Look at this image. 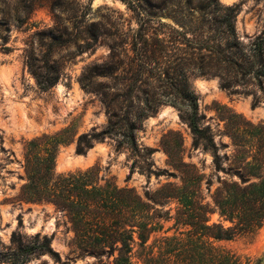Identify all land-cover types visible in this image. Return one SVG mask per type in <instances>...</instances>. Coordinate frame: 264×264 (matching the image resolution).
<instances>
[{
    "label": "rangeland",
    "instance_id": "rangeland-1",
    "mask_svg": "<svg viewBox=\"0 0 264 264\" xmlns=\"http://www.w3.org/2000/svg\"><path fill=\"white\" fill-rule=\"evenodd\" d=\"M190 1L0 0V243L9 245L12 233L30 237L39 232L52 237L51 246L59 256L55 261L40 255L27 264H113L116 252L108 259L105 254H81L80 239L67 213L43 199L52 193L68 202L64 188L70 174L89 171L88 179L95 186L130 187L149 204L147 215L158 229L143 248L133 245L132 264L143 263L147 246L155 240L178 235L183 229L172 227L170 216L178 204L166 197L171 185L194 175L191 182L198 184L203 202H211L209 194L226 175L214 172L209 151L192 144L182 107L161 103L137 123V145L152 149L144 161L138 162L124 147L116 149L118 136L92 139L84 153L75 151L80 134L97 133L107 123L106 109L95 89L103 85L114 93L119 87L115 75L129 66L146 72L143 60L148 57L140 60L138 46H145V56H149L155 36L164 44L179 38L173 28L190 27L197 16V2ZM219 1L238 4L234 26L241 42L264 36V0ZM136 40L139 44L133 48ZM44 57L61 66V75L51 88L40 90L26 60L41 64ZM104 63L116 66L111 69L112 78H89L90 69L97 66V73ZM149 76L146 72V87L152 92L158 94L167 86ZM188 79L197 94L200 125L209 127L219 156L227 158L222 165L227 167L232 159H250L249 154L264 139L263 103L252 106L250 94H229L215 75L189 73ZM75 94L66 106V97ZM133 161L137 163L130 172ZM143 162H150L152 172L139 170ZM211 221L229 225L216 212L210 215ZM134 238L138 241L135 234ZM210 240L243 263L264 264V224L231 239ZM155 244L154 251L162 242Z\"/></svg>",
    "mask_w": 264,
    "mask_h": 264
},
{
    "label": "trees",
    "instance_id": "trees-1",
    "mask_svg": "<svg viewBox=\"0 0 264 264\" xmlns=\"http://www.w3.org/2000/svg\"><path fill=\"white\" fill-rule=\"evenodd\" d=\"M196 2L194 23L190 27L179 24L180 30L173 28L179 38L164 44L158 43L155 36L157 43L149 49V56H145V46H138L140 60L148 57L143 60L148 76L167 86L158 94L154 93L146 87L149 81L145 71L130 66L121 70L122 73L114 77L119 86L114 93L110 94L103 85L95 89L106 109V125L97 133H82L76 140L75 151L82 154L91 146L92 139L101 141L104 137L118 136L116 149L124 147L138 162L144 161L152 149L145 150L137 145L136 125L155 112L158 105L168 103L184 109L183 118L191 133L192 144L209 151L214 172L222 171L226 175L209 194L211 202H203L198 184L191 182L194 175L185 176L180 185L170 186L166 197L175 199L178 204L174 215L170 216L172 227L183 229L178 235L163 236L148 245L142 264H249L214 247L210 239H231L264 224V139L258 142L257 150L249 154L250 159H232L224 167L221 161L227 158L219 156L209 127L200 125L197 94L188 79L189 73L218 76L220 87L229 94H250L252 106L260 102L264 105V36L256 35L247 43L239 40L234 26L238 4L223 5L219 0ZM141 31L142 27L139 34ZM138 44L137 40L133 41V48ZM26 66L40 90L51 88L61 75V66L53 59L49 63L48 57H44L41 64L30 58L26 60ZM114 67V63H104L96 73L98 67L94 66L88 73L89 78H112L110 72ZM246 85L252 88L241 89ZM136 163L133 161L130 172ZM138 168L152 172L150 162H143ZM88 175L89 171L68 175L64 188L68 202L60 201L59 195L52 193L43 199L67 213L75 235L80 239L77 247L81 254L97 257L105 254L108 259L116 252L113 264H132L129 258L133 245L143 248L151 233L158 229L157 222L147 215L150 206L132 188L108 190V186L97 187ZM207 191L210 192L209 188ZM146 199L150 200L147 196ZM214 212L229 225L210 222ZM51 239L39 232L30 237L12 233L9 245L0 243V264H27L29 259L40 255L59 261ZM157 241L162 245L154 251Z\"/></svg>",
    "mask_w": 264,
    "mask_h": 264
},
{
    "label": "bare ground",
    "instance_id": "bare-ground-1",
    "mask_svg": "<svg viewBox=\"0 0 264 264\" xmlns=\"http://www.w3.org/2000/svg\"><path fill=\"white\" fill-rule=\"evenodd\" d=\"M58 91H61V90H60V87H58ZM60 93H61V92H60ZM77 95H78V94H75V96H74V97L69 95V96H70L69 98H67V97H66V101H67V103H68V104H66V106H68V107H69V106H70V104H71V102H73V101H74V99H75V97H76Z\"/></svg>",
    "mask_w": 264,
    "mask_h": 264
},
{
    "label": "water",
    "instance_id": "water-1",
    "mask_svg": "<svg viewBox=\"0 0 264 264\" xmlns=\"http://www.w3.org/2000/svg\"><path fill=\"white\" fill-rule=\"evenodd\" d=\"M224 1H229V0H224Z\"/></svg>",
    "mask_w": 264,
    "mask_h": 264
}]
</instances>
